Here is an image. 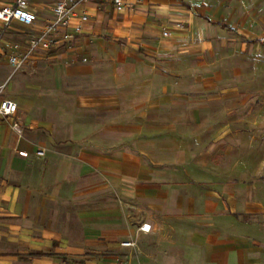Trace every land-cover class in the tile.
<instances>
[{
	"label": "crops",
	"instance_id": "1",
	"mask_svg": "<svg viewBox=\"0 0 264 264\" xmlns=\"http://www.w3.org/2000/svg\"><path fill=\"white\" fill-rule=\"evenodd\" d=\"M27 1L37 21L5 42L51 20L56 0ZM121 2L79 4V33L15 73L0 46L18 107L0 120V264H264V157L222 108L264 0Z\"/></svg>",
	"mask_w": 264,
	"mask_h": 264
},
{
	"label": "built area",
	"instance_id": "2",
	"mask_svg": "<svg viewBox=\"0 0 264 264\" xmlns=\"http://www.w3.org/2000/svg\"><path fill=\"white\" fill-rule=\"evenodd\" d=\"M88 0H56L51 8L52 18L39 31L31 33L24 42H5L3 40V31L11 24H17L25 28H31L37 21L36 14L29 9L27 0H15L10 6L0 8V46L6 52L7 62L12 69V73L21 70L29 59L42 52L49 51L53 45L62 40H72L74 34L79 33L80 27H74L73 32H67L70 21L75 15L76 8L79 4ZM118 12L125 11L126 7L121 0H111ZM81 21L87 20V15L80 16ZM177 28H181L179 23ZM229 29L234 31L235 28L230 26ZM167 29L162 31L163 37H169ZM6 83L0 85V120H5L17 112V104L7 99L5 94ZM43 150L36 151V155L42 156ZM23 155H25L23 153ZM149 225L143 224L140 230L149 231ZM123 246H129L130 243H123ZM118 264H124L122 262Z\"/></svg>",
	"mask_w": 264,
	"mask_h": 264
},
{
	"label": "rangeland",
	"instance_id": "3",
	"mask_svg": "<svg viewBox=\"0 0 264 264\" xmlns=\"http://www.w3.org/2000/svg\"><path fill=\"white\" fill-rule=\"evenodd\" d=\"M234 58L239 63L237 71L239 78L227 80L225 86L235 95L233 98H228L231 100L222 108H233L237 112L229 114L223 125H246L239 135L244 140L251 136L258 140L254 141V145L245 144L240 148L244 154H257L262 158L264 157V45L249 46L241 53L236 51ZM7 87L9 88V85ZM251 127H255V130H251Z\"/></svg>",
	"mask_w": 264,
	"mask_h": 264
}]
</instances>
